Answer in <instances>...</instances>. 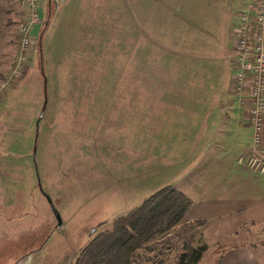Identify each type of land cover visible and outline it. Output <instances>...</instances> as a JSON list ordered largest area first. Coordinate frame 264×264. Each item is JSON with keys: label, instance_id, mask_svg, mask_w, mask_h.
Instances as JSON below:
<instances>
[{"label": "rangeland", "instance_id": "obj_1", "mask_svg": "<svg viewBox=\"0 0 264 264\" xmlns=\"http://www.w3.org/2000/svg\"><path fill=\"white\" fill-rule=\"evenodd\" d=\"M238 2L239 0H71L57 8L54 0L48 6L47 0H39L38 12L39 17L43 15V20L41 19L39 26L36 24L33 27L34 44L28 49H22L24 0H0V120H5L8 126L14 124V129L16 124L10 123L11 118L30 120L27 121L26 140H10V131L0 133V153L8 157L12 154L14 157L12 163L8 161L11 168L5 164L3 168V175H10V178L0 175L1 179L8 178L14 184L3 199L14 204L12 216L18 223L15 228L7 231L0 224V264H75L79 256H82L81 250L91 239L98 233L111 229L110 224L118 212L124 214V207L130 202H133L131 207L137 206L157 190L148 189L155 185L152 180L155 181L156 175H153L141 181L143 188L135 187L137 182L134 184L132 191L135 196L124 198V176L127 178L130 174H137V171L124 174V164L118 163L120 159L124 163V155L119 160L113 156V163L105 158L110 148L106 147L107 142L104 141H108L112 135H120L105 128V121L100 125H87H95V129H98L96 134L90 130H81L82 150L73 148L72 143H64V140L60 146L54 125L43 123L41 118L57 116L58 107L54 103L52 107L51 102L77 99L76 87L81 90L79 94L83 99L88 98L89 92H85L88 85L98 87L97 91L91 92V98H88L90 101L110 100L113 95L117 99L121 98V94L124 101H136L145 97L173 100L169 97L173 93L163 89L152 92V86L158 78L168 74V55L164 52L169 42L179 38L197 43L198 52L208 60L210 66L219 67V43L228 21L235 15ZM100 24L101 29H93ZM138 33L143 34L142 41L150 44L142 43ZM93 34L123 36L124 44L103 45L85 38ZM183 64L179 66L180 72H187L186 78L189 80L186 82H197L191 73L192 61L187 60ZM33 70L35 74L32 73ZM221 70L222 72L218 70L212 84L223 88V85L231 84L230 76L233 71L230 72L227 68L223 75L222 66ZM29 74L37 86L34 84L33 87L29 82ZM200 75V79H203L204 75ZM180 80L185 82L182 77L177 78L176 82L179 83ZM109 85L117 86L118 91L108 92L102 88ZM120 87H123V93L119 91ZM36 89L37 98L34 101L33 93ZM235 97L233 91L226 89V99ZM8 102H11L10 106L4 108ZM42 105L44 115L39 116ZM138 113V109L134 107L124 108V118L130 116L135 121L140 115ZM174 122L172 118L164 123V138L174 136ZM42 124L48 125L45 139L41 135ZM75 125L71 127L79 131L80 127ZM127 127L128 134L131 135L135 131L134 127ZM141 129L142 127L137 131L136 137L146 138L147 135L142 134ZM161 143L167 145L168 150L175 149L176 159L172 157L169 160L174 166L171 175L178 174L182 169L180 163L185 162V142L178 139L163 140ZM157 144L158 140L154 141L148 136V140L143 143L144 151L151 153ZM25 146L26 150H23ZM63 148L68 152L64 153ZM3 151L12 153L4 154ZM17 151L19 154L26 152V162H22V155L18 156ZM137 152L143 153L142 149ZM58 154L63 162L60 166L64 168L61 171L63 175L58 184L56 173L50 171L49 189L46 192L42 188V167L46 162L56 166ZM149 155L151 154L145 156L150 157ZM17 157L20 159L17 160ZM1 160L6 163L5 159ZM20 171L24 172L23 178ZM162 175L163 173L158 181ZM260 177L264 178V175ZM149 181L151 185L148 187ZM43 192L58 212L61 220L59 227L56 226ZM58 198L61 206L58 205ZM22 209L27 212L26 215L20 212ZM202 242L199 227L193 222L181 220L137 249L129 264H175L185 249L184 246L191 244L195 247ZM246 243L252 244L255 249L258 245H264V228L260 227L251 234L243 233L239 239L226 242L228 246ZM218 252L219 248L206 250L196 264H217ZM86 260V256H83L79 264H89ZM103 261L104 257L100 256L94 264H124V256L119 261Z\"/></svg>", "mask_w": 264, "mask_h": 264}, {"label": "crops", "instance_id": "obj_2", "mask_svg": "<svg viewBox=\"0 0 264 264\" xmlns=\"http://www.w3.org/2000/svg\"><path fill=\"white\" fill-rule=\"evenodd\" d=\"M50 1L52 0H47V6ZM70 1L54 0L57 8L66 5ZM253 1L244 0L241 2L239 0L235 15L228 21L225 34L221 37L222 41L219 43L221 47H218L219 57L217 60L222 66L223 75L227 68H229L230 72L235 71L231 61L232 31L237 23L239 14L250 9ZM40 18L43 20V15ZM101 26L102 24L99 27L94 26L93 29H101ZM33 33L32 36H34ZM142 36L143 34L138 33L139 38ZM85 38L91 42L103 45L112 43L124 44L123 36L112 37L110 34H105L104 36L93 34L87 35ZM141 42L150 44L148 41H142V38ZM198 48L197 43L177 38L169 42V46L164 52L168 55V74L163 75L160 79L158 78V81L152 86V92L163 89L173 93L172 96H169L173 100H160L157 97L149 99L145 97L136 101H124V96L121 94V98L117 99H114L113 95L110 100L98 99L90 101L88 98H91V92L97 91L98 87L88 85L85 92H89V94L87 95L88 98L85 99L79 94L81 90L76 87L75 91L78 92V95H76L78 98L72 101H52V107L54 104L58 107L57 116L44 117V111L41 110L42 122H48L47 124L51 126L54 125L53 129L56 131L57 142L60 146L61 141L64 140V143H72L73 148L77 150H82L81 148L83 147L82 129L90 130V132L96 134L98 129H95V125L93 127H88L87 125L97 123L100 125L104 121L107 122L105 123V128L108 127L109 131H116L120 135L116 137L112 135L110 139L108 138V141H104V143L107 142L106 147L110 148L106 152L105 158L113 163V156H116L119 160L120 156L124 155V163L121 159L120 162L118 161L120 165L124 164V174L134 170L137 171V174L134 173L135 176L132 174L127 176V178L124 176V198L130 195L135 196L132 188L136 182L135 187L143 188L141 181L146 177L156 175L155 181L152 180L155 185L148 189L154 190L169 185L175 187L189 199L191 204L182 220L184 222L203 221L199 227L200 236L208 250L225 244L219 248L217 264H264V245H258L257 249H255V246L248 243L234 246L226 244V242L229 243L232 240L239 239V236H242L243 233L251 234L260 227L264 228V178L249 170L244 163L245 158L250 153L251 127L247 122L245 106L241 98L242 93L236 91L231 76V84L223 85V88L220 85L215 86V84H212L215 75L218 74V70L222 72L221 66H210L208 60L198 52ZM187 60L192 61L191 73L197 82H186L189 80V78H186L187 72H180L179 65H182ZM214 68L219 69L214 70ZM221 72L220 74H222ZM32 73L35 74V70ZM200 74L204 75L203 79L202 77L200 79ZM28 76L31 77L29 82L33 84V87L34 84L37 86L36 82L33 83L31 74ZM179 77H182L185 82L180 80L177 83L176 79ZM102 88L108 92L118 91V87L112 85L103 86ZM122 88L120 87L119 90L121 93L124 92ZM226 89L233 91L236 96L235 99L225 98ZM36 92L37 89L33 93L34 101L37 98ZM10 104L11 102L6 103L4 108H8ZM130 106L138 109V114H140L135 121L130 116H125L124 118V108ZM94 109H100V111L95 112ZM166 114L172 116L167 117L165 116ZM172 118L175 120L172 125L174 136L171 137L170 135L166 139L163 136V125ZM22 120L23 118L21 117L10 119V123L14 122L16 124L15 129L14 124L8 126L5 120H0V133L6 134L10 131V140H26L28 138L27 121L29 119ZM130 122H132L131 125H133V130H135L131 135L128 134L129 128L127 127L131 126ZM145 123L147 126H145ZM74 124L80 127L79 131H75V128L71 127ZM48 125L42 124L41 126L43 139H45ZM140 127H142L140 132L146 134V138L136 137ZM176 129H178L177 133ZM148 136L154 141L158 140V144L153 147L151 153L147 150L144 151L145 147L143 146L144 141L148 140ZM178 139L183 140L187 147L185 154H183L185 162L180 163L182 164V169L178 174L171 175L174 166L169 159L172 157L176 159L175 149L168 150L167 145H162L161 141ZM169 146L171 145L169 144ZM65 149L68 150V147H65ZM138 149H142L143 153H138ZM23 150H26V146ZM66 150H64V153L68 152ZM2 153L10 154L12 151L10 153L3 151ZM25 153H20L22 162H26ZM17 154L18 156L20 155L18 151ZM148 154H151L149 155L150 157L145 156ZM11 155L8 157L0 153L1 176L7 175H3L5 166L11 168V164H8L9 160L10 163L13 161L12 158L14 157ZM56 156V166L54 164L49 165L46 162L42 167L41 181L44 185L42 188L46 192L49 189V172L56 173L58 184H60L59 180H61L63 175L61 171L64 168L60 167L63 162L60 160L59 154ZM1 158L5 159L6 163H3ZM20 158L17 157L16 159ZM22 171H20L22 173L21 178H23L26 170ZM161 173H163L162 178L158 181ZM7 176L10 178V175ZM8 178L6 180L0 178V224L1 226L3 225L2 227L6 231L15 228L16 224H18L13 220L14 217L12 216L15 210L13 208L14 204L3 199L4 196H7L8 189L14 186L12 182L8 181ZM64 181H66L65 178ZM150 185L151 181H149L148 187ZM132 203L130 202L129 205L124 207V214H122L123 212H118L114 220L124 216L129 210L136 207H131ZM58 205L61 206L59 198ZM20 212L23 215L27 214L23 209ZM110 225L112 226V223Z\"/></svg>", "mask_w": 264, "mask_h": 264}, {"label": "built area", "instance_id": "obj_3", "mask_svg": "<svg viewBox=\"0 0 264 264\" xmlns=\"http://www.w3.org/2000/svg\"><path fill=\"white\" fill-rule=\"evenodd\" d=\"M39 0H24V23L21 48L34 44L32 30L40 24ZM231 61L235 67L231 78L236 91L242 93L248 125L251 127L250 153L246 167L264 175V0H254L238 16L232 31ZM16 75V74H15ZM14 75V76H15Z\"/></svg>", "mask_w": 264, "mask_h": 264}, {"label": "trees", "instance_id": "obj_4", "mask_svg": "<svg viewBox=\"0 0 264 264\" xmlns=\"http://www.w3.org/2000/svg\"><path fill=\"white\" fill-rule=\"evenodd\" d=\"M190 204L189 199L173 186L157 189L138 206L114 220L110 230L100 232L91 239L81 250L82 256H79L75 264H79L83 256H86V263L89 264H94L100 256L104 257L105 263L119 261L124 256V264H129L137 249L147 244L156 234L178 224ZM202 222L196 220L193 223L200 227ZM184 248L175 264H196L208 250L203 242L195 247L189 244Z\"/></svg>", "mask_w": 264, "mask_h": 264}, {"label": "water", "instance_id": "obj_5", "mask_svg": "<svg viewBox=\"0 0 264 264\" xmlns=\"http://www.w3.org/2000/svg\"><path fill=\"white\" fill-rule=\"evenodd\" d=\"M42 110H43V108H42ZM41 112H42V111H41ZM39 116H41V114H40ZM35 125H36L35 130H37V121L35 122ZM34 149H35V147H33V151H34ZM38 186H39V182H38ZM43 195H44L45 199L47 200V202H48L49 205H50L51 211H52V213H53V215H54V218H55V221H56V226L59 227V226L61 225V220H60V217H59V215H58V212H57L56 209L53 207V205H52V203H51V200H50L49 197L46 195V193L44 194V192H43Z\"/></svg>", "mask_w": 264, "mask_h": 264}]
</instances>
